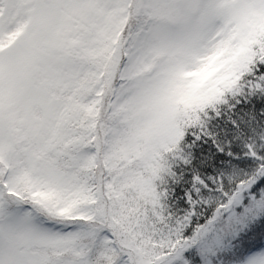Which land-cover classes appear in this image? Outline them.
Here are the masks:
<instances>
[{
	"label": "snow or ice",
	"instance_id": "obj_1",
	"mask_svg": "<svg viewBox=\"0 0 264 264\" xmlns=\"http://www.w3.org/2000/svg\"><path fill=\"white\" fill-rule=\"evenodd\" d=\"M0 264H264V0H0Z\"/></svg>",
	"mask_w": 264,
	"mask_h": 264
}]
</instances>
